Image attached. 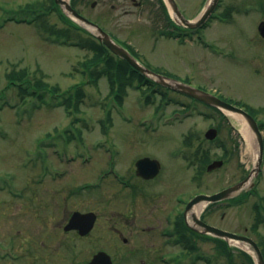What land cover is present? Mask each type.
<instances>
[{
  "label": "rangeland",
  "instance_id": "rangeland-1",
  "mask_svg": "<svg viewBox=\"0 0 264 264\" xmlns=\"http://www.w3.org/2000/svg\"><path fill=\"white\" fill-rule=\"evenodd\" d=\"M43 1L51 5L50 0H0V264H88L96 251L90 246L95 236L73 242L72 235H63V228L74 211L92 210L100 221L95 232L109 230L105 223L106 206L99 196L107 193L105 186L109 188L114 179H105L103 186L93 191L79 192V188L97 181L113 160L117 170H124L136 158L148 154L161 162L169 192L187 191L192 195L199 191L218 192L250 173L258 146L242 117L229 115V121L218 128V113L183 94L159 87H153V96L145 93L151 87H130L124 107H117L109 94L107 78L95 82L83 73V63L92 57V51L53 43L40 21L28 24L8 19L15 12L28 15V3ZM93 1L97 2L95 7L91 6ZM136 2L141 5L132 0H88L78 4L77 9L114 38L131 45L151 69L218 94L230 103L242 104L250 111L257 110L256 120L264 124V39L258 31L264 21V0H222L215 16L232 8L229 15H224L226 21L211 20L207 27L186 39L161 35L173 27L158 0ZM176 2L185 18L193 19L208 0ZM43 23L47 31L68 28L57 10ZM81 36L85 34L78 38ZM21 70H27L34 81L41 78L49 86L58 87L61 94L81 86L85 98L80 110L58 106L63 97L57 100L51 94L44 101L31 96L22 101L18 87L11 86L8 78L12 71ZM165 93L168 101L163 102ZM160 103L163 108L159 112ZM188 105L193 107L192 114L167 121L174 116V110ZM117 108L132 121H125ZM200 112L209 113V118ZM142 120L154 123L140 125ZM245 125L254 143L243 132ZM213 127L217 128L218 137L211 143L205 133ZM70 135H74L72 139ZM189 135L201 141L194 140V148L187 150L184 139ZM100 141H106L105 146ZM199 142L204 150H210L213 161H224L221 168L211 172L206 168L202 173L191 166L184 154L195 151ZM72 153L76 160L68 159ZM51 170L64 175L59 177ZM254 181V194L232 204L223 203L224 218L220 211L213 213L214 209L205 214L221 229L262 243L264 161L261 174ZM229 248L235 264H251L239 253L246 252L243 246L239 248L231 242ZM220 264H228V260L223 257Z\"/></svg>",
  "mask_w": 264,
  "mask_h": 264
},
{
  "label": "flooded vegetation",
  "instance_id": "flooded-vegetation-1",
  "mask_svg": "<svg viewBox=\"0 0 264 264\" xmlns=\"http://www.w3.org/2000/svg\"><path fill=\"white\" fill-rule=\"evenodd\" d=\"M132 1L141 5L136 0ZM145 158L156 159L143 154L126 169L116 170L117 174L105 178L114 180H111L113 184L109 188L105 186L108 191L104 196L93 194L99 196L101 202L104 201L108 231L95 232L100 221L99 215L92 210L82 212L96 215L91 232L82 236L79 231H65L70 217L77 212L74 211L63 228V235H72L70 238L73 242L95 236L90 246L96 247V251L88 264L102 251L108 254L112 264H220L224 257L221 245L224 240L199 232V225L194 222L198 206L194 205L188 210L193 198L208 193L199 191L192 195L187 191L169 192L162 165L159 173L152 178L139 172L137 162ZM148 170L144 168L145 172ZM223 208V202L212 204L201 213L200 221L220 228L205 213L214 209L213 213L220 211L224 218ZM209 251L213 254L210 255Z\"/></svg>",
  "mask_w": 264,
  "mask_h": 264
},
{
  "label": "water",
  "instance_id": "water-1",
  "mask_svg": "<svg viewBox=\"0 0 264 264\" xmlns=\"http://www.w3.org/2000/svg\"><path fill=\"white\" fill-rule=\"evenodd\" d=\"M55 1L61 7L63 13L68 18H70L80 27L87 30L95 37H97V39L101 41L111 52H113L121 59L127 61L134 69L142 73L147 78L153 80L155 83L163 87L190 96L193 99L203 102L211 107L217 108L225 113L240 116L249 125L250 129L252 130L255 136L258 146L256 163L253 169L251 170L249 176L245 180L231 187H228L218 193L212 195H200L196 197L189 204L188 210L192 208V206H194L195 204L201 202L210 204L226 199H231L240 195L244 191H248L254 188L255 186L254 180L258 178L260 172L262 171V163L264 157V136L262 131L260 130L258 122L255 120V118L252 115H250L244 109L239 108L231 103H228L212 93L196 88L178 79L167 77L152 71L151 69L140 63L126 48H124L116 41H114L111 35L108 34L103 28H101L99 25L95 24L94 22L90 21L88 18L84 17L77 10H75L69 0H55ZM165 2L167 3V5L171 10L173 19L179 26H183L188 29H196L203 26V24L210 19L216 7L218 6L219 0H208V3L205 6L202 13L200 14V16L194 20H189L185 18V16L179 9L175 0H165ZM259 31L262 37H264V21L261 22L259 26ZM217 134H218L217 129L212 128L208 130V132L206 133V138L209 140H214L217 137ZM223 163H224L223 161H214L212 164L208 166V171H213L215 169L222 167ZM137 167L139 169V172L143 176L146 177L149 176L148 178H152L159 173L161 165L157 160L145 158L138 161ZM144 168L149 169L148 172H145ZM95 220H96V215L94 213L84 214L80 212H75L71 216L68 224L65 226V231L78 230L79 233L82 236H84L93 229ZM194 222H196L197 225H199L197 228L199 232L208 233L212 236L223 238L226 241H235L238 244L247 246L249 252L251 253V256L254 259L255 264H264V255L254 239L247 236L231 233L219 229L217 227L205 224L201 222L198 217L194 218ZM90 264H112V263H111V258L105 252H100L93 258Z\"/></svg>",
  "mask_w": 264,
  "mask_h": 264
},
{
  "label": "trees",
  "instance_id": "trees-1",
  "mask_svg": "<svg viewBox=\"0 0 264 264\" xmlns=\"http://www.w3.org/2000/svg\"><path fill=\"white\" fill-rule=\"evenodd\" d=\"M87 1L88 0H73L72 4L74 7H77V4H79L80 2L85 3ZM158 2L160 3L161 8L165 13L167 20L171 23V25L174 26L176 30H179L180 27H178L171 20L163 0H158ZM50 4L51 5L48 6L47 2L45 1L37 2V3H28L25 6V9L29 10L30 11L29 14L31 15L37 14V17L35 18V23L37 21H40L39 24H41V27L50 35L49 38L52 39L51 41L53 43L78 46L93 52L92 57L86 59V61L83 63V66H85L86 68L84 73H87L90 79L93 78L95 82H97L102 77H106L110 87L109 94L118 104L123 105L124 97L125 95H127V89L130 87H134L137 81L139 82L138 89L141 88L140 87L141 85H145V84L150 85L152 87L157 86L155 83H153L152 81H150L149 79H147L146 77L135 71L126 61L115 56L106 46L100 43L94 36H92L90 33L82 29L81 27L77 26L66 16H64L54 0H50ZM55 10H57V12L59 13V16L62 19V21L66 23L68 27L67 30H57L54 27L49 29V31H47L48 29L46 28V25L45 23H43V21L46 20V17H48ZM230 10H232V8H227L224 14L228 15ZM73 33H75V35ZM82 34H85V36H81L82 38L81 37L78 38V36ZM167 35L172 36L174 35V33L169 32L167 33ZM72 36L74 37V39ZM76 38H78L77 41H75ZM125 46L136 57H139L135 49H133L129 45H125ZM8 78H9V84L11 86L18 87L22 101H25L26 98L29 96L37 98L40 101H44L47 95L51 94L57 100L63 97V101H60L58 103V106L63 105L68 110L73 109L74 111H79L80 106L85 98V92L81 86H76L72 90H69L61 95L58 87L49 86L41 78H36L35 81L32 80L27 70H21L19 72L12 71L8 75ZM20 84L22 85L20 86ZM159 88L164 89L163 87H159ZM33 90H35L36 93L32 92ZM153 94L151 96H153ZM166 97L167 94L166 96L164 94L162 99L164 100L166 99ZM158 107H161V105H159ZM209 109L215 111L220 115L221 122H219L217 126L218 128H220V124L224 123V121L227 120V117L217 109L210 107ZM248 111L256 118L258 114L256 110H251V111L248 110ZM204 116L205 118H209L210 114ZM260 128L264 129V125L260 124ZM194 140L201 141V139H199V137L195 135H189L185 137L184 142H185V148H187V150L189 148H194V142H195ZM195 149H196L195 151L190 152L189 154L184 152L185 153L184 156L187 160L190 161L191 166L192 165L195 166L196 170H200L203 173L204 170L207 168V166L210 164V162L213 161V157H211L210 150L208 149L204 150L202 142H199L198 146ZM197 176L198 173L194 178L195 180H198ZM247 196L248 195H246V197ZM236 200L242 201L241 198ZM236 200H233V202H237ZM256 209H259V205H256ZM259 220L260 219H258L257 221ZM255 229L256 226L254 227V230ZM263 243L264 242L262 243L259 242L261 248ZM221 245L223 246V256L228 260V264H235L233 258V252L229 248L227 242L223 241L221 242ZM262 251L264 254V248H262ZM239 253L242 256L246 257L251 264H254L253 258L248 253L242 250H239Z\"/></svg>",
  "mask_w": 264,
  "mask_h": 264
},
{
  "label": "bare ground",
  "instance_id": "bare-ground-1",
  "mask_svg": "<svg viewBox=\"0 0 264 264\" xmlns=\"http://www.w3.org/2000/svg\"><path fill=\"white\" fill-rule=\"evenodd\" d=\"M243 132L245 133V135L247 136V138L249 139V141H251L252 143H254V139H253V136L249 130V128L245 125L244 128H243ZM204 208V205H200L198 206V210H197V213H200L201 210ZM245 247V246H244Z\"/></svg>",
  "mask_w": 264,
  "mask_h": 264
}]
</instances>
